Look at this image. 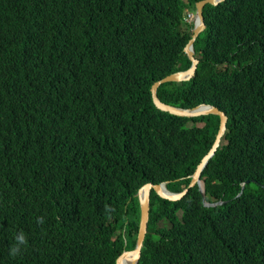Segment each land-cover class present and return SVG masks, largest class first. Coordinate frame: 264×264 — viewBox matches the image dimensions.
Returning a JSON list of instances; mask_svg holds the SVG:
<instances>
[{
  "label": "trees",
  "instance_id": "trees-1",
  "mask_svg": "<svg viewBox=\"0 0 264 264\" xmlns=\"http://www.w3.org/2000/svg\"><path fill=\"white\" fill-rule=\"evenodd\" d=\"M198 1L0 0V264H115L135 246L137 190L188 186L219 118L162 112L150 89L189 68ZM203 18L194 76L156 94L227 116L201 174L206 201L227 202L151 191L137 264H264V0Z\"/></svg>",
  "mask_w": 264,
  "mask_h": 264
},
{
  "label": "water",
  "instance_id": "water-1",
  "mask_svg": "<svg viewBox=\"0 0 264 264\" xmlns=\"http://www.w3.org/2000/svg\"><path fill=\"white\" fill-rule=\"evenodd\" d=\"M224 0H200L194 4L195 11L193 13V18L189 20L192 23L191 36L183 48V52L186 55L187 59L190 61V66L188 69L183 71H178L172 74H169L162 78L161 80L155 82L150 89L151 98L154 106L162 111L167 112L171 115L185 118H194L199 116L214 115L219 118V125L214 141L208 150V152L201 158L200 162L197 164L195 171L190 176V182L186 188L180 192H171L167 189L166 184L168 182H163L160 184H143L136 192L135 197L137 198L139 205V224L138 231L136 234L135 246L131 251L122 252L115 260V264H137L141 254V248L143 246V241L147 233V223L149 218V207H150V193H154L162 199L168 201H179L182 199L188 192L189 189L197 186L198 192L201 196L202 205L206 208L216 207L226 203L227 201H218V202H207L205 199V190L204 183L201 180V174L210 159L214 156L216 150L221 144L224 133L226 131L227 116L225 113L215 106L208 104H200L193 108H179L173 107L167 104L162 103L157 97V89L160 85L169 83V82H184L190 80L194 74L199 63V60L195 57L194 42L196 38L205 30V23L203 18V8L206 5L216 6ZM248 181H245L242 184L244 188L245 184ZM241 188V189H242ZM242 190L238 193L237 197L240 196Z\"/></svg>",
  "mask_w": 264,
  "mask_h": 264
},
{
  "label": "clouds",
  "instance_id": "clouds-1",
  "mask_svg": "<svg viewBox=\"0 0 264 264\" xmlns=\"http://www.w3.org/2000/svg\"><path fill=\"white\" fill-rule=\"evenodd\" d=\"M189 15H193V14H188V17H189ZM188 17H187V19H188ZM186 21H188V20H186ZM37 223L38 224H43L44 223L43 217H38L37 218ZM26 244H27V238H26L25 234L21 231L14 237V243H13L12 247L9 250V254L11 256L19 255L20 252H21L22 247L24 245H26Z\"/></svg>",
  "mask_w": 264,
  "mask_h": 264
},
{
  "label": "bare ground",
  "instance_id": "bare-ground-1",
  "mask_svg": "<svg viewBox=\"0 0 264 264\" xmlns=\"http://www.w3.org/2000/svg\"><path fill=\"white\" fill-rule=\"evenodd\" d=\"M192 18H193L192 15H189V17H188V21L191 20Z\"/></svg>",
  "mask_w": 264,
  "mask_h": 264
},
{
  "label": "rangeland",
  "instance_id": "rangeland-1",
  "mask_svg": "<svg viewBox=\"0 0 264 264\" xmlns=\"http://www.w3.org/2000/svg\"><path fill=\"white\" fill-rule=\"evenodd\" d=\"M192 17H193V16H192ZM186 20H188V19H186ZM186 20H185V21H186ZM186 22L189 23V21H186ZM189 24H190V23H189Z\"/></svg>",
  "mask_w": 264,
  "mask_h": 264
}]
</instances>
